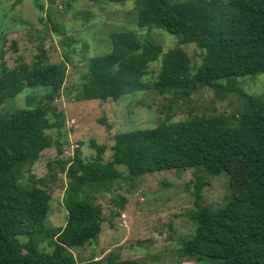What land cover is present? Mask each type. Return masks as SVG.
Masks as SVG:
<instances>
[{"label":"trees","instance_id":"1","mask_svg":"<svg viewBox=\"0 0 264 264\" xmlns=\"http://www.w3.org/2000/svg\"><path fill=\"white\" fill-rule=\"evenodd\" d=\"M105 1H133L138 28L178 35L179 45L162 54L147 36L128 30L111 33L109 52L89 60L77 101H117L150 89L144 77L161 57L153 89L177 90L182 97L204 87L225 89L234 91L244 108L230 122L195 117L170 123L168 114L154 128L116 134L106 163L104 147L94 142L93 160L84 161L76 150L70 161H57L61 170L67 165V215L64 226L48 227L50 195L40 186L23 187L20 181L24 169L30 170L53 145L47 131L63 127V116L53 103L63 87L66 64H42L38 58L12 69L1 65L0 105L25 88L45 86L49 91L28 97V108L0 114V264H138L119 260L116 254L78 263L71 252L94 243L100 234L105 220L93 194L107 192L121 178L116 166L125 167L131 178L172 170L242 169L241 196L226 197L217 206H204L202 185H191L194 230L180 242V253L201 264H264V99L217 83L264 74V0ZM53 31L62 35L55 25ZM187 44L205 52L194 71L180 46ZM99 123L110 130L103 119ZM125 203L123 196L112 198L111 218Z\"/></svg>","mask_w":264,"mask_h":264},{"label":"rangeland","instance_id":"2","mask_svg":"<svg viewBox=\"0 0 264 264\" xmlns=\"http://www.w3.org/2000/svg\"><path fill=\"white\" fill-rule=\"evenodd\" d=\"M15 1L0 0V74L1 65L12 69L20 64L31 65L38 58L42 64H66L64 84L53 103L63 116V127L47 131L53 145L41 153L30 170L24 169L20 181L23 187L40 186L50 195L48 227L64 226L67 215L63 201L68 185L67 165L61 170L57 161H70L76 150L84 161L93 160L96 151L91 142H94L104 147L102 160L106 163L111 161L116 134L154 128L168 114L170 123L195 117H222L230 122L244 108L237 94L225 89L199 88L189 97L180 96L177 90L161 93L153 89L161 57L149 66L144 77L150 89L117 101H77L89 60L109 52L111 33L128 30L140 38L147 36L161 47L162 54L179 45L180 36L163 29L149 32L138 28L133 1L122 4L105 0ZM54 25L62 35L53 31ZM180 46L194 71L202 63L205 52L194 44ZM217 83L264 99V74ZM48 91L49 87L45 86L25 88L0 105V114L28 108V97L39 98ZM101 119L110 126L109 131L99 123ZM116 169L121 178L114 181L107 192L93 194L105 221L94 243L71 250L78 263L116 254L119 260L138 264H201L184 259L180 253V242L194 230L190 219L195 210L191 185L195 182L202 185V201L207 207L221 204L226 197L238 198L245 189L240 183L242 169L239 168L219 172L172 170L134 178L125 167L116 166ZM114 196L125 197L126 203L118 215L111 218Z\"/></svg>","mask_w":264,"mask_h":264}]
</instances>
